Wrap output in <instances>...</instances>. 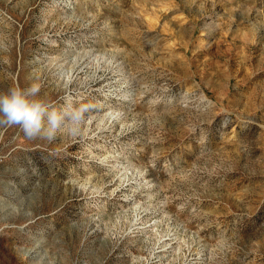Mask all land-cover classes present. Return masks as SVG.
Here are the masks:
<instances>
[{
	"label": "rangeland",
	"instance_id": "rangeland-1",
	"mask_svg": "<svg viewBox=\"0 0 264 264\" xmlns=\"http://www.w3.org/2000/svg\"><path fill=\"white\" fill-rule=\"evenodd\" d=\"M0 264H264V0H0Z\"/></svg>",
	"mask_w": 264,
	"mask_h": 264
},
{
	"label": "clouds",
	"instance_id": "clouds-1",
	"mask_svg": "<svg viewBox=\"0 0 264 264\" xmlns=\"http://www.w3.org/2000/svg\"><path fill=\"white\" fill-rule=\"evenodd\" d=\"M40 88L39 83L33 82L27 87L14 83L0 90V124L19 126L29 138L53 140L64 130L77 134L92 105H76L69 99L58 108L39 96Z\"/></svg>",
	"mask_w": 264,
	"mask_h": 264
}]
</instances>
